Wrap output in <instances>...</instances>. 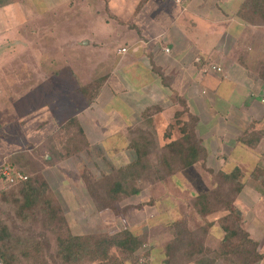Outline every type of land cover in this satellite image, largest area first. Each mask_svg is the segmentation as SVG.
Here are the masks:
<instances>
[{
	"label": "crops",
	"instance_id": "obj_1",
	"mask_svg": "<svg viewBox=\"0 0 264 264\" xmlns=\"http://www.w3.org/2000/svg\"><path fill=\"white\" fill-rule=\"evenodd\" d=\"M244 1L0 0V155L22 160L29 169L38 164L63 205L64 217L69 216L65 199L73 202L69 221L86 215L87 227L98 223L112 231L128 226L147 233L149 251L124 264H165L173 238L170 223L187 211V201L210 190L213 174L235 169L242 171L245 183L239 213L264 254V23L243 18ZM100 21L114 23L122 38L114 53L98 39L100 33L95 39V30L103 31ZM95 79H103V85L91 100ZM104 88L109 92L105 100ZM115 105L118 109L111 111ZM152 106L160 108L155 116L159 137L175 140L193 123L206 157L179 173L177 192L155 199L142 195L128 203L125 213L115 214L95 210L87 191L83 200L90 213L78 214L79 185H84L79 163L83 170L88 167L85 159L94 150L101 162L93 160L95 168H88L96 176L108 173H101L104 167L111 171L129 163L131 130ZM74 118L79 126L66 128ZM74 134L87 138L89 146L63 157ZM53 155V163L44 160ZM63 169L73 175L68 179ZM260 171L261 180L254 175ZM68 186H73L70 191ZM144 201L150 202L140 206ZM60 221L49 226L39 222L52 242L65 233ZM68 231L75 233L70 227ZM213 233L220 243L224 236L215 223L208 245ZM42 260L23 258L21 264ZM203 261L219 264L209 257Z\"/></svg>",
	"mask_w": 264,
	"mask_h": 264
},
{
	"label": "trees",
	"instance_id": "obj_2",
	"mask_svg": "<svg viewBox=\"0 0 264 264\" xmlns=\"http://www.w3.org/2000/svg\"><path fill=\"white\" fill-rule=\"evenodd\" d=\"M240 12L245 20L264 23V0H245ZM101 81L103 79L93 82L96 94H91V100L96 98ZM157 109L160 108L152 106L145 110L143 120L131 130L129 148L134 155L129 163L101 176H96L88 167L83 170L84 186L99 212L125 213L130 204L126 203L121 209L119 205L128 199H139L145 190L141 186V174L149 166L153 147L154 152L160 150L162 154L159 162L154 160L155 170L160 174L158 182L172 179L206 157L193 130V123L187 124L188 130H182L180 137L161 144L155 120ZM71 124L75 128L79 126L75 118L67 122L66 128H70ZM68 142V150L64 151L63 157L79 154L89 146L87 138L77 134L69 137ZM54 159L53 155L51 160H44L53 163ZM8 163L13 170L27 173L29 178L10 183L0 171V180H4L0 188V257L4 264H21L23 258H44L45 261L37 264H51L49 259L52 264H124L129 258L138 261L149 251L147 233H136L128 226L86 235L67 231L53 242L46 232L42 231L40 235L41 231L35 228L36 221L41 219L48 226L52 225L50 221L63 215V205L55 199V190L41 167L32 165L29 169L11 160ZM259 173L261 171L254 175L260 178L263 174ZM213 175L216 187L191 199V210L187 209L170 223L173 238L166 246L165 264H201L209 256L219 264H260L264 260L260 241L251 236L245 226V218L239 213L238 198L245 186L242 171H220ZM218 213L221 216L213 219L212 216ZM192 219L198 221L194 228ZM203 220L207 222H201ZM215 223L221 226L224 236L218 248H211L207 238Z\"/></svg>",
	"mask_w": 264,
	"mask_h": 264
},
{
	"label": "rangeland",
	"instance_id": "obj_3",
	"mask_svg": "<svg viewBox=\"0 0 264 264\" xmlns=\"http://www.w3.org/2000/svg\"><path fill=\"white\" fill-rule=\"evenodd\" d=\"M49 16H51V15H49ZM49 16H48V18H49ZM111 22V21H110ZM108 23H109V21H108ZM112 23V22H111ZM114 24V23H113ZM113 24H111V25H109V24H105L103 21H100L99 22V25H100V27H101V29L103 30V31H100L99 29H97V30H95V39L96 40H98V39H103L104 40V46H106L105 48L107 49H110L113 53H114V51L115 50H117V47L118 46H120L121 45V42H122V38H120V37H117V29L115 28V24L113 25ZM96 28H98V27H96ZM98 33H100L101 35H100V38H99V34ZM97 36H98V39H97ZM64 43V42H63ZM65 47H67V46H65ZM93 55V53L92 52H90V54H89V57H88V59L91 57ZM115 55V54H114ZM116 56V55H115ZM96 60H97V58H96ZM117 60H118V58L116 59V62H117ZM91 61H88V63H90ZM79 64H80V68H83V70L86 68L85 67V63H82V62H78ZM109 67V66H108ZM95 82H97V80L95 79ZM97 84H99V83H97ZM96 84V85H97ZM100 85H103L102 84V81L100 82V84L98 85V86H100ZM107 85H110V87L112 88V90L115 92V93H117V92H119V91H117V88H115V86L113 85V84H107ZM99 88H101V86L99 87ZM105 89V88H104ZM66 92L65 91H63V94H65ZM103 93H104V95L106 94V93H109L108 91H107V89H105L104 91H103ZM109 97V96H108ZM104 100H105V98L107 99V95H105V96H103L102 97ZM104 102V101H103ZM101 107L104 109V110H106L108 107H106L105 106V104H101ZM111 111L112 110H117L118 109V105H115V106H113L112 108H109ZM150 130H154V129H152V128H150ZM151 134H153L154 135V131H151L150 132ZM114 138H112V140H113ZM159 139L162 141L161 142V144H164V143H166L167 142V139L165 138V136H164V138H162V137H159ZM94 142H96L97 140H96V138H94ZM111 140V141H112ZM121 140V138H119V141ZM109 141V140H108ZM154 141V140H153ZM113 142V141H112ZM97 145V144H96ZM94 146V147H97V146ZM113 144H111V146H112ZM114 148H118V146H117V144H115V147ZM154 147L152 148V151H151V154H150V160H149V166L148 167H146L147 169L141 174V176H142V183H141V186L145 189L144 190V192L142 193V195L145 197V198H148L149 196H154V199L157 197V196H164L166 193L167 194H171L172 192H177L178 190H177V187H176V184H177V186H178V182H181L182 181V177L180 176V174H177L176 176H177V179H176V181H174V180H172V179H168V180H165V181H160V182H158L157 180V178L159 177V173L155 170L156 168V163L154 162V160L157 162H159V159L161 158V151L160 150H157L156 152H154ZM112 154H110L109 153V156H111ZM134 155V154H133ZM20 156H21V154H20ZM100 154H99V152H98V150H94V152H93V154H91L89 157H86L87 159H85V162H86V165L88 166V167H93V168H95V165L93 164V160H97V161H99V162H101V160L99 159L100 158ZM25 161H27L26 159H25ZM15 162V161H14ZM16 164H18V165H23L22 164V160H20L19 162H15ZM67 165H68V167H69V169L70 168H73V167H71V164L70 163H67ZM82 163H79V168H78V172H82L83 171V169H82ZM33 167H39L38 166V164H36V166H33ZM74 170H76L75 168H74ZM63 171L64 172H66L65 171V169H63ZM110 171V167H104V171L103 170H101V173L102 172H109ZM96 172L98 173V171L96 170ZM99 174V173H98ZM66 176H68V179L70 178V176L69 175H73L70 171L69 172H66V174H65ZM2 181H4V180H2ZM82 189H83V193H82V191L81 190H79V193L81 194H79L78 193V195H79V198L81 199V202H79V204H83V203H86V201L85 200H83V197H86V192H87V190H86V187L84 186V185H79ZM79 186H74V187H76L77 188V190L79 189L78 187ZM71 187H73V186H68V188H69V191L71 190ZM208 187H210V189L212 190L213 188H215L216 187V182H215V180H214V178L212 179V183L210 184V186H208ZM72 192V191H71ZM85 193V194H84ZM73 193H70V195H72ZM142 195L139 197V199H141L142 198ZM143 197V198H144ZM153 198V197H152ZM138 199V200H139ZM138 200H134V201H138ZM186 200H188V199H186ZM83 201V202H82ZM131 201V199H128V201H126V202H124V203H122V204H120L119 206H124V205H126V203L128 204V202H130ZM148 202H150V201H144V203H148ZM154 202V200L152 199V201H151V203H153ZM73 202H70V200H68V201H66V199H65V202H64V204H65V206L67 207L66 208V214H69V216H67V217H64L63 215H64V212H63V217L61 216V218H60V222H61V225H62V228H63V230H64V232H65V234L67 233V231H68V228L70 227L72 230L74 229V231H75V233L77 232V234H79V235H86V234H95V233H101V232H103L104 231V228L102 227V225H100V224H98V223H93V225L91 226V225H89V226H91V227H87V219H86V215L84 216V214L86 213H90V212H87V210H88V204L86 203L83 207H81L79 204H78V206H79V209H77L76 211H78L79 213L78 214H80L81 215V213H82V215L84 216L83 218H82V220L81 219H79V221H77L76 220V222H77V224H75L76 222H74V220H72V221H69V220H71L72 219V214H71V208H70V206H71V204H72ZM187 205H188V209H190L191 208V206H192V202H191V200H189V201H187V203H186ZM91 205H96V203H95V201L93 200L92 202H91ZM96 207V206H95ZM69 209V210H68ZM74 209V208H73ZM76 209V208H75ZM95 210H97L96 208H95ZM191 210V209H190ZM76 211H74V212H76ZM86 211V212H85ZM190 215H192L191 213H190ZM219 216H221V215H218V214H216L215 216H212V218L214 219V218H217V217H219ZM66 218V219H65ZM39 221L40 220H37L36 221V223H35V228H36V230H39V231H41L40 232V235H42V230H41V228L39 227ZM78 222H79V224H78ZM197 219H192V223H191V225L193 226V228L194 227H196V224H197ZM201 222H207V221H205V220H203V221H201ZM79 225V226H78ZM68 226V227H67ZM78 232H80V233H78ZM208 240V239H207ZM219 244H221L220 243V238H218L217 237V235H215V233H213V235L211 234V236H210V238H209V246L212 248H218L219 247ZM156 252V251H155ZM153 253H154V251H153ZM209 258L211 259V262L210 263H213V261H214V258L213 257H211V256H209ZM130 260H134V258H129ZM152 264V263H151Z\"/></svg>",
	"mask_w": 264,
	"mask_h": 264
},
{
	"label": "built area",
	"instance_id": "obj_4",
	"mask_svg": "<svg viewBox=\"0 0 264 264\" xmlns=\"http://www.w3.org/2000/svg\"><path fill=\"white\" fill-rule=\"evenodd\" d=\"M177 3H182L184 0H175ZM167 52H170L169 48L165 49ZM122 52H126L127 48H122L121 49ZM214 68H216L214 66ZM218 70H221V68H217ZM0 171L1 173L6 177V180L9 181L10 183H16L18 181H23V180H27L29 178V175L23 171L20 170H13L12 167L9 165L8 161L3 158L0 155ZM0 264H4L3 260L0 257ZM260 264H264V263H260Z\"/></svg>",
	"mask_w": 264,
	"mask_h": 264
}]
</instances>
